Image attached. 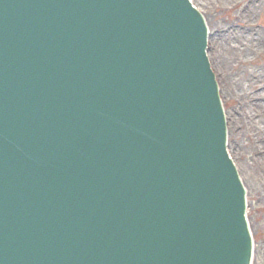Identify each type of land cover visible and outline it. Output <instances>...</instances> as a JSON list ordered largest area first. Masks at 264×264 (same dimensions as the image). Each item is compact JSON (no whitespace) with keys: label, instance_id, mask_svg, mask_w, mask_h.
Instances as JSON below:
<instances>
[{"label":"water","instance_id":"1","mask_svg":"<svg viewBox=\"0 0 264 264\" xmlns=\"http://www.w3.org/2000/svg\"><path fill=\"white\" fill-rule=\"evenodd\" d=\"M189 0H0V264H250Z\"/></svg>","mask_w":264,"mask_h":264},{"label":"rangeland","instance_id":"2","mask_svg":"<svg viewBox=\"0 0 264 264\" xmlns=\"http://www.w3.org/2000/svg\"><path fill=\"white\" fill-rule=\"evenodd\" d=\"M210 29L229 150L248 193L253 264H264V0H192Z\"/></svg>","mask_w":264,"mask_h":264}]
</instances>
